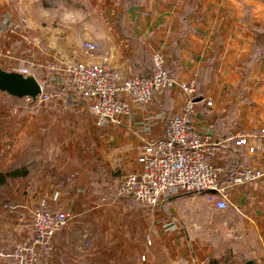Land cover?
I'll use <instances>...</instances> for the list:
<instances>
[{
  "label": "crops",
  "instance_id": "1",
  "mask_svg": "<svg viewBox=\"0 0 264 264\" xmlns=\"http://www.w3.org/2000/svg\"><path fill=\"white\" fill-rule=\"evenodd\" d=\"M81 1L90 14L81 23L79 40L99 46L90 55L43 41L40 34L47 26L33 28L28 18L23 21L27 30L42 40L30 56L20 41L0 33L1 69L20 72L23 61H30L35 79L39 82L41 76L56 88L47 105L24 111L15 107V113L0 104V189L11 203L6 208L0 201V226L20 239L30 237L32 210L44 199L48 210L70 211L73 219L52 238V252L40 253V264H107L99 259L110 249L113 264H264V137L254 153L231 141L236 136L250 141L264 128V8L257 9L264 0ZM241 4L246 7L237 9ZM0 17L1 32L17 24L1 2ZM153 52L162 55L170 76L194 86L193 124L219 144L212 161L223 167L229 206L217 210L203 194H196L202 200L183 207L173 199L180 195L152 210L143 206L153 232L150 251L144 254L137 239L133 242L127 234H115L110 243L103 226L96 229L99 220L92 218L104 191L139 170L142 147L163 135L168 118L181 107L180 97L171 89L156 92L149 103H130V114L120 125L97 126L88 102L60 88L64 76L51 81L44 69L46 63L70 55L87 63L105 57L123 77L146 76L152 72ZM3 96L11 97L0 92V100ZM20 113L27 115L19 120ZM243 168L262 175L230 185L231 174ZM13 170L20 174L7 176ZM59 183L63 185L55 195ZM175 209L186 212L180 215ZM83 233L90 247L75 253L73 243ZM9 254L1 249L0 264H14Z\"/></svg>",
  "mask_w": 264,
  "mask_h": 264
},
{
  "label": "built area",
  "instance_id": "2",
  "mask_svg": "<svg viewBox=\"0 0 264 264\" xmlns=\"http://www.w3.org/2000/svg\"><path fill=\"white\" fill-rule=\"evenodd\" d=\"M187 0H175V4ZM98 44L84 42V52L92 54ZM152 72L150 75L123 77L103 57L98 62H76L51 64V81L55 75L65 78L60 85L67 95L79 97L88 102V111L97 126L110 123L118 126L123 117L130 114V103L143 105L152 100L156 92L174 90L182 104L167 120L163 135L146 143L137 158L139 170L126 174L118 186V194L127 196L152 210L162 201L173 195L203 194L206 201L215 209L223 211L229 206V193L222 184L223 167L212 160L219 150V144L212 141L207 133L199 132L194 124L195 89L192 83L177 81L167 72L164 59L159 52L151 54ZM61 65V66H59ZM26 74V69L20 71ZM41 86V85H40ZM41 86V92L30 102H44L51 99ZM16 108L13 112L16 113ZM261 134L252 140L245 136L231 138L237 145H247L250 153L260 147ZM75 174L66 177L69 182ZM258 170L239 169L230 176V185L235 186L254 181L261 177ZM63 183H59L54 194ZM73 219L70 211H53L46 208V201L39 200L32 212V238L16 245L12 258L15 264H39L40 253L52 251V238ZM153 232L149 231L143 242L144 254L150 251ZM88 236L81 234L74 249L84 253L88 248Z\"/></svg>",
  "mask_w": 264,
  "mask_h": 264
},
{
  "label": "rangeland",
  "instance_id": "3",
  "mask_svg": "<svg viewBox=\"0 0 264 264\" xmlns=\"http://www.w3.org/2000/svg\"><path fill=\"white\" fill-rule=\"evenodd\" d=\"M1 2V7H4V10L9 12V14L12 16L10 19L14 20V24H9L6 26V29L1 32V27H0V33L6 35L7 37L10 38H16V40L20 41L25 49L28 51V54L25 52V55L30 56L31 51L38 47L40 45V42L43 40L47 41L49 43V33H41V37L43 38L42 40H39L38 34H33L27 30V27L25 23L23 22L27 17L29 13V6L32 8H35L38 4H44L47 6L48 0H3ZM67 2L77 8H81L85 15L82 19V21H87L89 19L88 15L90 14V11L88 10L87 5L84 6L83 2L81 0H67ZM1 19V17H0ZM82 21L77 24L73 29L71 30H65L62 33H59L56 39V42L60 45L63 46L65 44L71 45L72 47L69 48V51L71 52L72 50H76V47L80 48V51H82L84 54V41L79 38L82 36L81 31H82ZM42 26H47L45 23H41ZM35 47V48H34ZM48 49V47H46ZM67 61H76V62H83V61H78L73 59V56L70 55L68 58L64 59H58L57 61H51L46 63L45 69H44V74L46 77L50 75V70L49 66L51 64H58V63H64ZM61 66V65H59ZM32 67V62L30 61H23V64L19 66V70L26 69L27 73L24 75H32L31 68ZM65 78V77H64ZM41 76L39 77V84L42 86L44 92L46 94H51L53 97L55 96V89L52 86L53 85H46L45 83L42 82ZM59 90V87L56 86ZM62 89V87H60ZM175 92V91H174ZM176 93V92H175ZM195 96V94H194ZM52 97V98H53ZM2 99L0 100L1 105H6L8 107H21L22 111L26 110L25 108L34 106V105H47L51 102L54 101V98L49 99L48 101L44 102H30L27 101L26 99H17V98H7L5 96L1 97ZM21 111V112H22ZM26 113H20L18 114L19 120L24 119L23 117L26 116ZM32 115V114H31ZM26 119V118H25ZM27 120V119H26ZM2 175L0 174V181H1ZM103 198V201L101 202V208L98 209V213L95 214L97 215L96 217H93L92 219H98L99 220V225H96V229L98 231V226L101 230V226H103L106 235L110 237L111 241L110 243H113L114 241V235L115 234H127L130 236L132 241L137 239L136 243L138 242L139 248L143 250V242H144V237L145 235L150 231L149 227L151 224L150 217L147 213H149L142 204L137 203L135 200H133L130 197L119 195L118 194V185L115 186H109L104 193L101 196ZM7 194L5 192L3 193V190L0 189V201L4 202V207L7 208V206L10 203V200L7 199ZM177 202V206L183 207L186 206L184 203L185 202H192V201H198L202 200L198 197V195H180L176 198H173ZM184 204V205H183ZM3 207V203H2ZM10 208V207H9ZM12 208V207H11ZM34 209V208H33ZM96 211V210H95ZM33 212V210H32ZM175 212L179 213L182 215L184 212H186L185 209H175ZM150 214V213H149ZM178 214V215H179ZM92 216V214H91ZM31 220H32V214H31ZM3 228V229H1ZM8 227L6 226V229ZM4 228V226H0V251L1 249H7L9 250V257L12 259L13 263L15 264V261L13 260L12 253L13 249L16 245L24 242V241H29L32 238V235L30 237H25V238H19L15 233L10 231L9 229ZM87 235V233H85ZM7 236V237H6ZM88 236V235H87ZM6 237V238H5ZM139 240V241H138ZM77 241V240H76ZM76 241L73 243V251L75 253H78L74 249V245ZM88 243L89 246L86 249V251L90 247V241L88 238ZM85 251V252H86ZM144 251V250H143ZM52 252V251H51ZM84 252V253H85ZM50 253V252H49ZM83 254V253H79ZM113 256L114 253L112 249H110V252L106 250L104 258L100 257L101 262H106L112 263L113 262ZM40 260V259H39ZM40 264V262H39ZM113 264V263H112Z\"/></svg>",
  "mask_w": 264,
  "mask_h": 264
},
{
  "label": "clouds",
  "instance_id": "4",
  "mask_svg": "<svg viewBox=\"0 0 264 264\" xmlns=\"http://www.w3.org/2000/svg\"><path fill=\"white\" fill-rule=\"evenodd\" d=\"M237 9H244L246 5H236ZM264 8V4L257 5V9ZM85 13L81 8L71 6L67 0H48L47 6L38 4L35 8L29 6L28 20L30 26L38 28L45 23V31L49 33V40L54 45L59 33L73 29L79 24Z\"/></svg>",
  "mask_w": 264,
  "mask_h": 264
},
{
  "label": "water",
  "instance_id": "5",
  "mask_svg": "<svg viewBox=\"0 0 264 264\" xmlns=\"http://www.w3.org/2000/svg\"><path fill=\"white\" fill-rule=\"evenodd\" d=\"M0 92L17 99L35 100L41 92V86L33 75L0 68Z\"/></svg>",
  "mask_w": 264,
  "mask_h": 264
},
{
  "label": "trees",
  "instance_id": "6",
  "mask_svg": "<svg viewBox=\"0 0 264 264\" xmlns=\"http://www.w3.org/2000/svg\"><path fill=\"white\" fill-rule=\"evenodd\" d=\"M20 174V172H18V170H13L9 173H7V176H10V177H16Z\"/></svg>",
  "mask_w": 264,
  "mask_h": 264
}]
</instances>
